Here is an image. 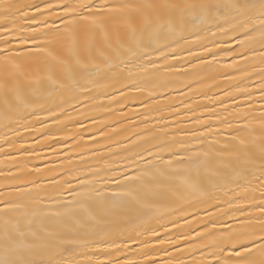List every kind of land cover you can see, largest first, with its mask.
I'll return each mask as SVG.
<instances>
[{"label":"snow or ice","instance_id":"snow-or-ice-1","mask_svg":"<svg viewBox=\"0 0 264 264\" xmlns=\"http://www.w3.org/2000/svg\"><path fill=\"white\" fill-rule=\"evenodd\" d=\"M0 264H264V0H0Z\"/></svg>","mask_w":264,"mask_h":264}]
</instances>
